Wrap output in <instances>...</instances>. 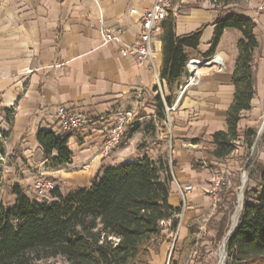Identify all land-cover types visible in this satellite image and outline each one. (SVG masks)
I'll return each instance as SVG.
<instances>
[{"label": "crops", "instance_id": "crops-1", "mask_svg": "<svg viewBox=\"0 0 264 264\" xmlns=\"http://www.w3.org/2000/svg\"><path fill=\"white\" fill-rule=\"evenodd\" d=\"M153 2L0 0V134L4 137L0 148V203H14V185L21 187L28 199L39 201L34 183L41 175L51 179L62 195L88 188L104 168L144 157L155 159L170 145L175 181L191 185L193 191L179 218L176 240L173 232L166 229L165 240L150 262L166 264L173 254L172 246L181 250L189 227L197 229L195 239L203 228L198 223L209 207V198L202 191L207 167L194 168V163L204 165L207 152L214 149L211 135L226 131L225 116L233 101L232 72L240 33L225 30L219 41L212 57L222 60V70L204 67L198 73V83L180 94L187 73L182 77L173 97L176 109L170 115L171 129L167 130L166 119L157 117V78L149 64L138 65L133 57L120 55V45H102L100 37L101 28L120 30L124 44L138 43L141 17ZM262 3L264 0H233L215 6L209 0H171L176 36L204 26L197 50L187 52L190 60L205 59L216 18L235 14L254 24L253 34L258 41L254 53L256 93L251 109L242 113L238 123L240 137L234 152L242 149V133L253 129L264 112V12L258 11ZM160 34L153 39L157 76L162 62ZM161 86L167 96L165 84ZM59 107L79 114L88 124L68 135L66 146L71 161L58 166L44 156L36 134L40 129L64 134L56 116ZM120 119L125 120L124 129L132 124L138 130L104 156L108 131ZM141 144L143 147L139 148ZM223 161L212 159L211 163ZM169 204L180 207L173 183ZM218 216L217 211H210L204 229L211 217L215 221ZM168 225L167 222L165 226ZM173 258L176 260L178 253Z\"/></svg>", "mask_w": 264, "mask_h": 264}, {"label": "trees", "instance_id": "trees-1", "mask_svg": "<svg viewBox=\"0 0 264 264\" xmlns=\"http://www.w3.org/2000/svg\"><path fill=\"white\" fill-rule=\"evenodd\" d=\"M231 1L216 0L214 5ZM212 24L214 32L204 60L213 56L225 30L240 33L232 72L234 95L225 116L226 131L211 135L214 149L207 152L204 165L194 163V168L208 167L212 159H226L235 151L240 137L238 123L242 113L251 109L256 93L254 53L258 41L252 20L228 14L216 18ZM161 28L162 62L158 77L168 92L164 102L170 106L180 80L187 73L190 61L187 52L197 50L204 26L176 36L175 18L170 11ZM155 101L157 117L164 120L159 94ZM137 130L132 124L126 126L120 145ZM255 136V130L246 129L242 144L250 149ZM67 139V134H55L52 130L40 129L36 134L44 156L58 166L71 161ZM256 175L255 186L244 191L236 228L226 241L225 264H264V166L257 167ZM171 185L163 155L104 168L90 187L67 195L55 190L50 200H30L21 187L14 185L11 188L14 203L0 206V264H150L165 240L164 231L174 234L177 230L180 207L169 204ZM197 232L194 227L188 228L181 250L173 248L178 258L174 260L172 254L169 264H185V258L198 244L194 237Z\"/></svg>", "mask_w": 264, "mask_h": 264}, {"label": "built area", "instance_id": "built-area-1", "mask_svg": "<svg viewBox=\"0 0 264 264\" xmlns=\"http://www.w3.org/2000/svg\"><path fill=\"white\" fill-rule=\"evenodd\" d=\"M209 1L212 4H215L216 0ZM170 11L172 12L171 0H154L151 8L148 9L141 17V33L139 36V41L138 43H135L133 45H126L122 42L120 30L111 32L104 28H101L100 37L102 45H108L113 43L120 45V55L133 57L138 65H143L145 63L149 64L150 68L152 69L157 78V89L163 101L165 119L171 125L170 115L172 112L175 111L176 106L174 104L167 106L164 102V94L161 83L157 76V70L155 67L153 54V39L154 37H156V35L161 33V23L164 19L167 18ZM258 11L264 12V3L259 6ZM215 59L217 58L212 57L206 60L191 59L187 64V76L183 86L179 88V93L182 94L187 89L195 86L198 83V73L204 67L197 66L196 63L211 62ZM191 66L195 67L194 70L191 69ZM211 68L216 71L222 70V60L219 58L218 61H216V64ZM56 116L60 129L64 134L67 135L79 131L88 124L84 117L71 110L66 109L65 107H59L56 111ZM125 125V120L120 119L117 121L114 127L108 131L107 140L102 150L104 156H108L114 149L119 147L120 138ZM3 140L4 137H2V135L0 134V148L1 142ZM2 159V154L0 152V162H2ZM227 182L228 180L225 179L223 176L216 175L211 177L210 184L208 186V189L206 190L208 197H210L213 201L216 202L218 200L220 191L227 184ZM174 183L181 199L180 213L178 215V218H181L187 207L186 199L188 195L193 191V187L189 184L181 185L175 180ZM53 191H55V184L51 179H48L44 175H41L35 180L34 193L36 198L47 199ZM176 237L177 231L173 234L174 241L176 240ZM171 248V250H173L174 247L172 246ZM166 264H169V259Z\"/></svg>", "mask_w": 264, "mask_h": 264}, {"label": "rangeland", "instance_id": "rangeland-1", "mask_svg": "<svg viewBox=\"0 0 264 264\" xmlns=\"http://www.w3.org/2000/svg\"><path fill=\"white\" fill-rule=\"evenodd\" d=\"M263 120L264 112L258 117L254 124L255 127L253 130H255L256 136L250 149H247L246 146L242 144V149L239 152H233L227 159H224L222 164H213L210 162L208 167L205 168L204 175L206 178L204 189L202 190L205 197H208L206 190L210 184L211 177L216 175L223 176L228 182L220 191L216 202L208 197L209 207L198 223L199 226L203 227L200 234L196 236L198 244L194 248L192 254H188L185 258V264L221 263V254L223 251L222 243L228 231L231 230L233 217L236 214L237 208L243 203L244 191L255 186L257 180L256 169L258 166H264ZM165 125L167 130L171 129V125L168 121H166ZM158 142L161 143V141ZM160 155L165 156L174 185L176 174L174 170L175 160L172 154V147L166 145L163 153ZM39 200H41V198H39ZM0 206H2L1 203ZM5 206H8V203ZM210 211L212 213L217 211L219 216L215 221L211 217L208 220V225H206L207 228L204 229ZM53 263L54 262H52V264ZM223 263L225 264V260Z\"/></svg>", "mask_w": 264, "mask_h": 264}, {"label": "bare ground", "instance_id": "bare-ground-1", "mask_svg": "<svg viewBox=\"0 0 264 264\" xmlns=\"http://www.w3.org/2000/svg\"><path fill=\"white\" fill-rule=\"evenodd\" d=\"M216 61H218V58L213 60V61H211V62H202V63H204L202 66L203 67H207V66L212 67V66H214L216 64ZM198 63H201V62H198ZM191 69H193V66H191ZM263 128H264V120H263ZM239 211H240V207L237 208L236 214L233 217V224H232L231 230L233 229V226H234L236 220L238 219V213H240ZM220 264H223V253L221 254V263Z\"/></svg>", "mask_w": 264, "mask_h": 264}, {"label": "water", "instance_id": "water-1", "mask_svg": "<svg viewBox=\"0 0 264 264\" xmlns=\"http://www.w3.org/2000/svg\"><path fill=\"white\" fill-rule=\"evenodd\" d=\"M241 208H242V203L240 204V210H241ZM236 225H237V221L235 222V224H234V226H233V229L230 230V231H228L226 237H225L224 240H223V243H222V249H223V251H222V253H223V262H224V260H225V258H226V255H225V245H226V241H227V239L229 238V236L234 232V230H235V228H236ZM223 264H224V263H223Z\"/></svg>", "mask_w": 264, "mask_h": 264}]
</instances>
